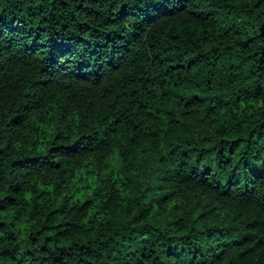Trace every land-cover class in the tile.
<instances>
[{
  "label": "trees",
  "instance_id": "trees-1",
  "mask_svg": "<svg viewBox=\"0 0 264 264\" xmlns=\"http://www.w3.org/2000/svg\"><path fill=\"white\" fill-rule=\"evenodd\" d=\"M0 264H264V0H0Z\"/></svg>",
  "mask_w": 264,
  "mask_h": 264
}]
</instances>
